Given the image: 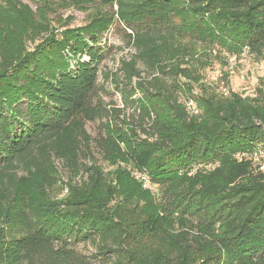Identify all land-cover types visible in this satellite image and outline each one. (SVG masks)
Listing matches in <instances>:
<instances>
[{"label": "trees", "instance_id": "obj_1", "mask_svg": "<svg viewBox=\"0 0 264 264\" xmlns=\"http://www.w3.org/2000/svg\"><path fill=\"white\" fill-rule=\"evenodd\" d=\"M100 1L117 7L113 16L136 51L121 62L120 92L140 125L154 117L156 138L105 123L89 140L86 122L112 120L97 95L107 50L96 27L82 36L45 37L34 51L1 42L0 264H264V174L252 173L247 160L225 161L237 151L264 150V87L252 101L236 94L215 105L203 100L200 121L159 79L130 85L140 78V62L151 72L190 79L186 68L168 71L164 49L194 33L210 34L208 26L233 50L261 57L264 0ZM92 146L106 161L121 157L131 171L146 173L159 206L122 197L115 174L107 177L93 160L83 164ZM54 160L83 175L79 190L63 199L51 195L59 182ZM218 161L201 177L188 172ZM78 243L92 244L94 254L77 251Z\"/></svg>", "mask_w": 264, "mask_h": 264}, {"label": "rangeland", "instance_id": "obj_2", "mask_svg": "<svg viewBox=\"0 0 264 264\" xmlns=\"http://www.w3.org/2000/svg\"><path fill=\"white\" fill-rule=\"evenodd\" d=\"M116 9V6L111 7L100 0H0V43L7 39L34 51L45 37L63 33L68 36L72 34L82 36L88 27H96L99 45L107 50L105 58L98 66L97 95L101 104L111 114L112 120L86 122L85 130L89 140H95L99 136L101 125L105 123H110L111 127L117 125L123 129H136L142 138L152 134L154 135L152 139H155V131H152L154 117L140 125L138 113L125 103L124 96L120 92L126 82L121 71V62L130 61L136 51L128 44L125 33L129 31L125 32L123 25L113 16V11ZM208 27L210 34L201 36L194 33L192 38L176 41L164 49L163 61L168 71L170 68L175 70L186 68L190 71V79L171 73L161 75L158 72H151L140 62L137 66L140 78H133L131 87L138 89L140 84L147 86V83H152L153 79L157 78L159 83L169 90L168 95L171 99L184 106L190 116L200 121L205 117L202 116L205 112L203 101L205 99H212L215 105L228 101L231 94H236L243 101H252L257 95V89L264 87L262 85L264 53L261 57H256L244 48L233 50V47L211 36L215 33L216 27ZM49 30L52 32L48 34ZM85 41H88L87 37ZM63 55H69V48L64 49ZM83 60H86V57ZM175 82L179 84L180 89H176ZM155 90L157 89H150L152 93H156ZM140 94L141 90H138L132 98L139 97ZM261 99L260 103L264 104V95ZM142 131L145 132L142 134ZM89 151L84 155L87 159H82L83 164L91 163L93 160L107 177L113 178L115 174L119 179L122 197L129 196L139 202L143 198L147 201L145 207L151 209L159 206L158 188L156 186L144 188L136 181L127 160L118 157L106 161L93 146ZM230 156L232 159L249 161L252 173L264 174V150L260 147L237 151L229 155L226 162L229 161ZM218 165L220 161L193 164L188 168V172L201 177ZM53 167L59 182L51 190L52 197L63 199L71 191L79 190L83 178L81 172L71 171L59 160L53 161ZM75 247L85 255L95 252L94 246L89 243H78Z\"/></svg>", "mask_w": 264, "mask_h": 264}, {"label": "built area", "instance_id": "obj_3", "mask_svg": "<svg viewBox=\"0 0 264 264\" xmlns=\"http://www.w3.org/2000/svg\"><path fill=\"white\" fill-rule=\"evenodd\" d=\"M133 177L141 183L144 188H150L152 185L150 179L146 173H139L132 171Z\"/></svg>", "mask_w": 264, "mask_h": 264}]
</instances>
